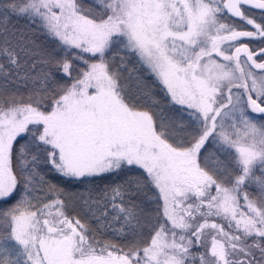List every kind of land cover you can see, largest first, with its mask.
Masks as SVG:
<instances>
[{
	"label": "snow or ice",
	"instance_id": "snow-or-ice-1",
	"mask_svg": "<svg viewBox=\"0 0 264 264\" xmlns=\"http://www.w3.org/2000/svg\"><path fill=\"white\" fill-rule=\"evenodd\" d=\"M0 264H264V0H0Z\"/></svg>",
	"mask_w": 264,
	"mask_h": 264
},
{
	"label": "trees",
	"instance_id": "trees-1",
	"mask_svg": "<svg viewBox=\"0 0 264 264\" xmlns=\"http://www.w3.org/2000/svg\"><path fill=\"white\" fill-rule=\"evenodd\" d=\"M71 214H72V213H70V215H71ZM80 218L82 219V221H84V220L86 219L83 215H81ZM104 238H105V239H111V238H112L111 233L106 234ZM5 243H6L7 246H11V245L14 244V241H6Z\"/></svg>",
	"mask_w": 264,
	"mask_h": 264
}]
</instances>
